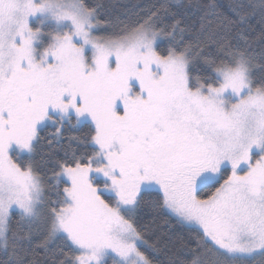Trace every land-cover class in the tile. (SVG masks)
Instances as JSON below:
<instances>
[{
	"label": "snow or ice",
	"instance_id": "obj_1",
	"mask_svg": "<svg viewBox=\"0 0 264 264\" xmlns=\"http://www.w3.org/2000/svg\"><path fill=\"white\" fill-rule=\"evenodd\" d=\"M222 9L0 0V264H264V0Z\"/></svg>",
	"mask_w": 264,
	"mask_h": 264
},
{
	"label": "trees",
	"instance_id": "obj_2",
	"mask_svg": "<svg viewBox=\"0 0 264 264\" xmlns=\"http://www.w3.org/2000/svg\"><path fill=\"white\" fill-rule=\"evenodd\" d=\"M100 2L108 7L113 22L118 24L120 22L127 23L134 21L137 19V14L142 13V10L154 4H160L163 0H100ZM215 2L222 5V10H224L232 0H215ZM172 230L181 231L175 224L174 218L161 217L156 222L154 234L151 235L149 243H155L159 237ZM159 258L163 259V256Z\"/></svg>",
	"mask_w": 264,
	"mask_h": 264
}]
</instances>
